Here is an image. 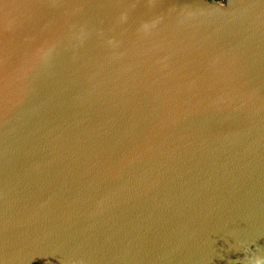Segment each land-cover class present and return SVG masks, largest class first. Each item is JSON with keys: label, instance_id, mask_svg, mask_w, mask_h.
Listing matches in <instances>:
<instances>
[{"label": "water", "instance_id": "water-1", "mask_svg": "<svg viewBox=\"0 0 264 264\" xmlns=\"http://www.w3.org/2000/svg\"><path fill=\"white\" fill-rule=\"evenodd\" d=\"M264 255V0H0V264Z\"/></svg>", "mask_w": 264, "mask_h": 264}, {"label": "clouds", "instance_id": "clouds-1", "mask_svg": "<svg viewBox=\"0 0 264 264\" xmlns=\"http://www.w3.org/2000/svg\"><path fill=\"white\" fill-rule=\"evenodd\" d=\"M229 0H218V5L224 7L227 6ZM245 260L248 264H264V255L253 253L250 249L245 250Z\"/></svg>", "mask_w": 264, "mask_h": 264}]
</instances>
